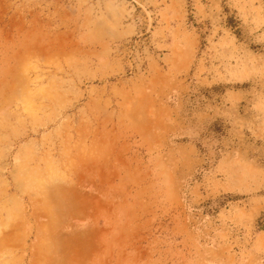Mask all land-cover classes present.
<instances>
[{
    "label": "rangeland",
    "instance_id": "1",
    "mask_svg": "<svg viewBox=\"0 0 264 264\" xmlns=\"http://www.w3.org/2000/svg\"><path fill=\"white\" fill-rule=\"evenodd\" d=\"M0 264H264V0H0Z\"/></svg>",
    "mask_w": 264,
    "mask_h": 264
},
{
    "label": "built area",
    "instance_id": "2",
    "mask_svg": "<svg viewBox=\"0 0 264 264\" xmlns=\"http://www.w3.org/2000/svg\"><path fill=\"white\" fill-rule=\"evenodd\" d=\"M124 51L130 56V60L134 58H140V54H138V49L143 46V41L136 35L132 39H127L122 43Z\"/></svg>",
    "mask_w": 264,
    "mask_h": 264
}]
</instances>
